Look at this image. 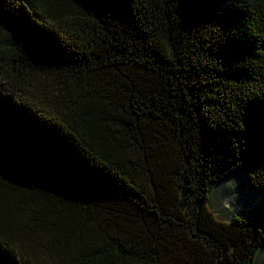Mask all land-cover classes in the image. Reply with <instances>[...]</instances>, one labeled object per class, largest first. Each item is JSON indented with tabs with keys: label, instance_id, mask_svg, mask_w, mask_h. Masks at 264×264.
<instances>
[{
	"label": "trees",
	"instance_id": "16d2710c",
	"mask_svg": "<svg viewBox=\"0 0 264 264\" xmlns=\"http://www.w3.org/2000/svg\"><path fill=\"white\" fill-rule=\"evenodd\" d=\"M0 264H264V0H0Z\"/></svg>",
	"mask_w": 264,
	"mask_h": 264
}]
</instances>
